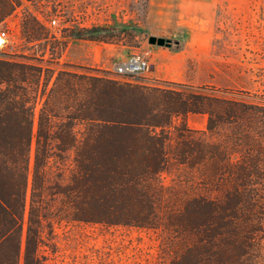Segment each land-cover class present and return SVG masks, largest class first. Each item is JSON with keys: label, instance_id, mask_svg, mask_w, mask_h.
Instances as JSON below:
<instances>
[{"label": "rangeland", "instance_id": "rangeland-1", "mask_svg": "<svg viewBox=\"0 0 264 264\" xmlns=\"http://www.w3.org/2000/svg\"><path fill=\"white\" fill-rule=\"evenodd\" d=\"M53 18L58 20L56 25L51 24ZM2 28L8 29L10 42L0 63L10 65L0 69V102L9 90L18 94V101L32 96L35 108L21 247L18 251L15 222L4 221L0 264H194L180 258L185 247L195 242L194 236L184 231L176 234L170 224L178 222L177 213L188 202L222 196L215 191L213 152L221 154L222 190L236 195L251 164L244 162L235 141L245 132L256 133L260 123L259 117L252 116V130L246 123L225 117L210 132L207 114L183 115L182 105L170 103L202 94L264 108V0H0ZM94 28L104 30L103 41L78 35ZM151 48L156 50L158 64L148 54L150 65L144 76L127 82L111 74L120 59L148 53ZM61 71L75 77L63 76L56 82ZM83 74L162 92L150 95L136 109V118L154 125L145 129L156 138L150 144L154 154L148 162L158 167L156 180L151 182L158 189L140 192L145 202L140 218L151 220L155 228L74 220L138 216L111 207L112 197L105 190L110 182L105 180L106 161L98 190L92 189L89 180L96 165L84 139L90 130L109 133V129L102 122L81 119ZM45 88L55 91L49 107ZM44 110L43 134L48 140L42 148L50 155L41 157L34 185L37 131ZM260 114L264 116V111ZM104 116L111 120L117 115ZM69 123L74 125V134L69 132ZM78 150L84 159V178L77 186L83 196L96 195L104 205L91 215L73 210L70 199L73 181L80 177L75 163ZM5 161L11 162L0 154V178L6 174ZM8 169L11 174L14 166L9 164ZM0 186L18 210L17 199L11 198L15 188L8 181ZM114 199L123 201L118 195ZM239 225L246 227L243 221ZM259 264H264V253Z\"/></svg>", "mask_w": 264, "mask_h": 264}, {"label": "trees", "instance_id": "trees-1", "mask_svg": "<svg viewBox=\"0 0 264 264\" xmlns=\"http://www.w3.org/2000/svg\"><path fill=\"white\" fill-rule=\"evenodd\" d=\"M103 34L105 35L104 30L94 28L78 35L87 36L89 40L103 41L105 39ZM2 65L9 66L10 64L2 62L0 69L3 68ZM23 66L36 69L30 65ZM63 76L75 77L70 72L61 71L56 82L60 81ZM82 79L85 85V100L81 119L96 122V124L102 122L109 129V133L90 130L84 139V143L90 149L91 159L96 165L90 174L89 181L93 184L92 189L98 190L97 187L102 181L99 178L102 163L106 161L107 177L105 180L110 179V182L105 190L106 194L112 197L113 206L111 207L115 212L126 215L136 213L138 216L133 219L114 216L74 220L106 226L155 228L151 220L140 218L143 216L145 205V202L140 200V192L155 190L156 186L151 185V182L156 180L154 176L156 171L159 172L158 167L154 169L156 162H148L150 154H154L150 144L156 138L148 130L146 131L145 127L154 125H149L145 120L136 118V109L138 103L146 101L150 95L155 96L162 92L159 88L150 89L88 74H83ZM54 92V89L47 91V88L43 91V95L47 94L46 106L48 107ZM5 96L0 102V154L11 162L5 161L3 171L6 174L1 175L0 182L8 181L15 188L11 198L17 199L19 208L15 210L10 198L0 186V233L2 232L1 224L4 221L15 222L19 235L17 249L20 251L22 220L26 208V188L30 171L35 101L32 96L27 101H18V94L9 90ZM177 104L183 106L184 111L181 112L183 115L187 113L207 114V129L210 132H213L218 123H223L225 117L246 123L247 127L252 130H255L249 120L252 116L259 117L258 123H260L255 130L256 133L245 132L240 139L235 141V145L240 147L244 162L251 164L245 172V183L235 191L236 195L233 197L232 194H227L222 190L220 182L224 171L219 162L221 154L213 152L215 191L222 192V196L188 202L177 213L178 222L170 224L174 233L190 232L195 238V242L185 247L184 252L180 253V258L191 259L194 264H259L261 255L264 253V116L260 114L264 108L202 94L176 99L170 103V105ZM46 112L47 110H44L41 113L37 131V150L33 167L34 185L41 172V157L49 158L50 155L47 152L46 156L44 145H42L43 141L48 140V136L43 134L45 118L43 114ZM106 113L117 116L106 120L104 119ZM175 113L179 112L175 111ZM71 119L74 118L68 116V120ZM69 132L74 134V125L71 123H69ZM75 163L80 177L73 181L74 188L70 193L72 208L80 214L89 213L91 215L104 205L96 195L91 198L83 196L84 191L77 186L79 180L84 178V159L80 150L76 152ZM9 164L14 166L11 174L8 169ZM7 175L10 176L7 178ZM116 195L122 197L123 201L115 200ZM33 197L34 192H32V202ZM240 221L246 224L245 229L240 228ZM1 240L0 236V242Z\"/></svg>", "mask_w": 264, "mask_h": 264}, {"label": "built area", "instance_id": "built-area-1", "mask_svg": "<svg viewBox=\"0 0 264 264\" xmlns=\"http://www.w3.org/2000/svg\"><path fill=\"white\" fill-rule=\"evenodd\" d=\"M57 18L51 20L52 25H56ZM10 35L7 28L0 29V55H3L9 49ZM148 54H133L125 62L117 63L113 65L111 74L119 77L123 81L132 82L140 76H144L148 71L149 61L147 59Z\"/></svg>", "mask_w": 264, "mask_h": 264}, {"label": "crops", "instance_id": "crops-1", "mask_svg": "<svg viewBox=\"0 0 264 264\" xmlns=\"http://www.w3.org/2000/svg\"><path fill=\"white\" fill-rule=\"evenodd\" d=\"M155 49L154 48H151L150 49V51L147 53V54H153V63H154V65L157 67V64H158V58L156 57V55H155ZM127 60V59H126ZM124 58H122V59H120V62H118V63H122V62H125L126 61ZM112 68H113V66H112ZM112 68H111V70H112Z\"/></svg>", "mask_w": 264, "mask_h": 264}, {"label": "water", "instance_id": "water-1", "mask_svg": "<svg viewBox=\"0 0 264 264\" xmlns=\"http://www.w3.org/2000/svg\"><path fill=\"white\" fill-rule=\"evenodd\" d=\"M163 44H164L163 39H159V45H163Z\"/></svg>", "mask_w": 264, "mask_h": 264}]
</instances>
